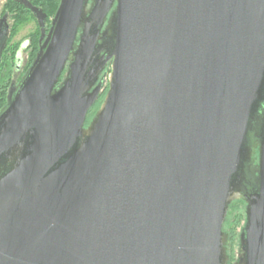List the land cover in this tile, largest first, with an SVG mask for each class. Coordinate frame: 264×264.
Here are the masks:
<instances>
[{
	"label": "water",
	"instance_id": "95a60500",
	"mask_svg": "<svg viewBox=\"0 0 264 264\" xmlns=\"http://www.w3.org/2000/svg\"><path fill=\"white\" fill-rule=\"evenodd\" d=\"M11 1L41 35L0 110V264H231L238 203L264 264V0H60L47 34Z\"/></svg>",
	"mask_w": 264,
	"mask_h": 264
},
{
	"label": "flooded vegetation",
	"instance_id": "af4514ba",
	"mask_svg": "<svg viewBox=\"0 0 264 264\" xmlns=\"http://www.w3.org/2000/svg\"><path fill=\"white\" fill-rule=\"evenodd\" d=\"M25 1L28 2L33 8L40 10L42 14L45 16V33L47 34L50 28V23L55 15V13L53 15L50 14L51 8L53 7L54 4L52 5L49 0H25ZM0 2H4L2 10L0 12V20L2 18H5L4 20L6 21V24L9 28V33L16 25L18 21V14L22 11L23 12L25 11L26 12L25 16L30 18L36 24V32H37L36 43L34 42L35 40L32 39L33 37L30 36L26 39L25 43L22 45L16 44V46L14 47H9L8 46L9 40L6 42L5 48L0 58V80L5 79V77H7L8 78L7 84L9 87L11 85H14L15 83H18L20 78L26 73L27 69L30 67L31 63L35 59L40 47L39 39L41 34L37 20L30 13V11H28L23 5H21L16 1H11V0H0ZM59 3L60 0H58L57 8L59 6ZM91 3L92 0H88V6H90ZM8 87L6 88V91L8 90ZM102 98H103V94L96 102L95 106L93 107L94 109L97 105L100 104ZM91 115L92 114H90L88 120L91 118ZM239 206L240 205H233L231 211L233 210L237 211ZM239 216L240 214L235 216L236 220Z\"/></svg>",
	"mask_w": 264,
	"mask_h": 264
},
{
	"label": "rangeland",
	"instance_id": "374dc122",
	"mask_svg": "<svg viewBox=\"0 0 264 264\" xmlns=\"http://www.w3.org/2000/svg\"><path fill=\"white\" fill-rule=\"evenodd\" d=\"M4 2H0V12L2 10ZM36 24L28 17H23L22 21L17 23L15 27H13L11 37L8 42L9 47H14L16 44H24L26 39L30 36L33 37L35 43H36ZM23 77V76H22ZM21 77V78H22ZM20 78V80H21ZM19 82V81H18ZM17 84V83H15ZM240 205L237 211H231L232 214L229 217L228 225H227V231L230 236V247H229V255L231 258V264H237V261L239 259V252H238V239H239V233L241 232V229L244 225V206L243 204H237ZM238 214H240L239 218L236 217Z\"/></svg>",
	"mask_w": 264,
	"mask_h": 264
},
{
	"label": "trees",
	"instance_id": "16d2710c",
	"mask_svg": "<svg viewBox=\"0 0 264 264\" xmlns=\"http://www.w3.org/2000/svg\"><path fill=\"white\" fill-rule=\"evenodd\" d=\"M50 1V3L53 5V7L51 8V11H50V14L51 15H53L54 13H56L55 11H56V8H57V3H58V0H49ZM25 11L23 12H20L19 14H18V21H17V23H19V22H21L22 21V19H23V17H26L25 16ZM16 23V24H17ZM15 27V26H14ZM13 30V29H12ZM12 30H11V32L9 33V36H8V39H7V41L10 39V37H11V33H12ZM28 70V69H27ZM7 80H8V78L7 77H5V79H1L0 80V110L4 107V105H5V103H6V97H7V93H8V91H9V89H10V87L11 86H9L8 87V82H7ZM20 81V80H19ZM8 87V90L6 91V88ZM98 106L99 105H97L96 107H95V109L93 108V110H92V112H91V114L93 115V113L97 110V108H98ZM237 205V204H236ZM239 218V217H238Z\"/></svg>",
	"mask_w": 264,
	"mask_h": 264
}]
</instances>
